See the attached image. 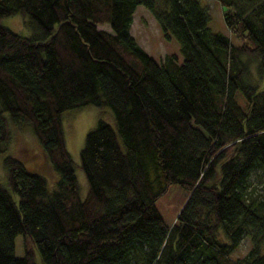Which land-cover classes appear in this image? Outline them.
I'll return each instance as SVG.
<instances>
[{
	"label": "trees",
	"instance_id": "16d2710c",
	"mask_svg": "<svg viewBox=\"0 0 264 264\" xmlns=\"http://www.w3.org/2000/svg\"><path fill=\"white\" fill-rule=\"evenodd\" d=\"M218 2L237 42L202 0H0V264H37L34 248L41 264H264V191L250 189L264 173V0ZM138 4L180 61L135 39ZM13 13L30 32L2 22ZM87 104L115 125L99 116L84 135L81 196L62 118ZM10 123L35 135L53 186L4 153ZM173 182L187 193L167 223L156 199Z\"/></svg>",
	"mask_w": 264,
	"mask_h": 264
},
{
	"label": "rangeland",
	"instance_id": "374dc122",
	"mask_svg": "<svg viewBox=\"0 0 264 264\" xmlns=\"http://www.w3.org/2000/svg\"><path fill=\"white\" fill-rule=\"evenodd\" d=\"M209 9L210 19L208 24L212 30H219L228 33L233 42L238 39L229 33L223 16L222 7L218 0H202ZM2 22L11 28L22 32H30L25 23V17L21 13H13L5 16ZM100 27H107V24H99ZM130 32L135 39L143 46L155 59L161 61L165 54L175 53L176 60L180 61L182 56L179 52L178 42L174 37L165 38L151 11L143 4H138L133 12V19L130 24ZM261 86H264V75ZM7 114V112L5 113ZM101 116L113 126L114 117L112 110L105 106L100 107L94 104L83 105L78 108H69L63 112V129L66 146L76 163L75 173L79 184V192L84 196L87 192L88 183L85 174L79 166V150L82 146L86 131L95 124L97 118ZM10 140L4 153H9L20 159L28 168L43 174L49 186H53L57 173L52 169L48 159L38 143L35 135L26 126H18L10 123ZM0 153V181H4V168L1 162ZM250 189L252 192L264 191V173L261 175L253 172L250 176ZM187 191L177 182L170 183L166 190L156 199V206L167 223L172 222L181 206ZM23 234L17 233L14 237V251L17 255L23 254ZM250 246L249 238L244 235L236 248L232 251L233 256L244 254ZM35 257L37 264H41L40 255L36 248Z\"/></svg>",
	"mask_w": 264,
	"mask_h": 264
}]
</instances>
